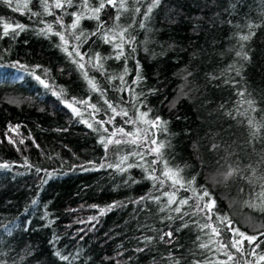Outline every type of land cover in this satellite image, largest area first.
<instances>
[{
    "label": "trees",
    "instance_id": "1",
    "mask_svg": "<svg viewBox=\"0 0 264 264\" xmlns=\"http://www.w3.org/2000/svg\"><path fill=\"white\" fill-rule=\"evenodd\" d=\"M48 4L51 15L40 0H13L11 6L0 0V164L9 165L0 167V264H173L174 260L204 264L226 259L220 252L198 248L197 235L207 237L194 225L175 232L181 221L163 219L165 213L158 212L154 203H135L140 197L160 194L142 168L120 172L106 166L137 149L109 145L105 152L99 141L106 134L93 130L99 127L95 121L111 115L110 109L105 113V99L118 111L126 109L133 119V104L143 103L140 111L151 109L149 120L159 116L166 121V132L155 131L157 143L165 144L161 152L169 167L183 169L180 175L185 180L195 176L193 188L205 185L216 199L214 211L227 214L235 227L248 235L264 231V211L245 204L264 183V0H160L143 21L144 28L139 27L144 9L133 19L132 0L119 21H114L117 9L111 6L100 11L99 21L87 18L98 0H88V7L84 0H73V6L65 8L52 7L54 0ZM72 13L81 14V19L70 31ZM57 18H62V26ZM100 22L104 28L114 23L127 27L125 36L135 38L131 45L124 44L119 59L113 44L100 38ZM4 23L23 25L24 30L17 29L15 35L10 30L5 36ZM249 23L258 27L243 41L240 37L249 34ZM49 24L53 32L64 34L68 52L78 45L79 52L86 53L85 70L106 90L103 96L91 90L83 71L73 63L79 58L58 46L63 43L59 37L41 34ZM81 31V40H74ZM238 51L249 59L237 56ZM96 53L103 71L90 63ZM127 86L135 89V95L117 91ZM240 89L243 98L237 96ZM240 99L252 100L255 111L247 103L238 105ZM73 100H87L100 111L93 118L91 107L73 103L81 112L77 116L66 106ZM237 109L243 115H236ZM249 119L260 128L259 139L251 143ZM121 125V117L116 116L105 127L114 131ZM123 127L127 132L132 125ZM10 138L15 143H9ZM213 144L219 147L212 150ZM144 151L146 161L156 159ZM134 161L140 162L130 156L128 163ZM229 165L239 174L225 182ZM248 165L256 169L251 184L241 178L250 175ZM155 167L159 176L163 165ZM213 178L219 182L213 183ZM190 194L181 190L178 196ZM170 229L172 243L168 237L160 240ZM229 236L223 234L225 242ZM145 237H152L151 242ZM250 251L244 241L243 254L235 253L231 264H254L264 254V244L256 249L257 257L249 256Z\"/></svg>",
    "mask_w": 264,
    "mask_h": 264
},
{
    "label": "snow or ice",
    "instance_id": "2",
    "mask_svg": "<svg viewBox=\"0 0 264 264\" xmlns=\"http://www.w3.org/2000/svg\"><path fill=\"white\" fill-rule=\"evenodd\" d=\"M3 2L11 6L13 0H3ZM40 3L44 7L45 11H47L48 14L51 15L52 12L48 4V0H40ZM159 3L160 0H147V3H145V0H132L133 6L131 12L133 15V19L136 15H139L141 13V8L144 9L143 15L141 16V23L139 24L140 28L145 27L143 21H146L149 18L153 8L157 7ZM65 5H67V7H72L73 0H64V2H62V0H54V4L52 5V7L65 8ZM84 6L88 7V0H84ZM107 6H111L117 9V15L114 17V21H119L121 11H128V0H119V2H117V0H98V6L89 9L91 15H89L87 18L96 19L99 21L100 11ZM15 10H18V8ZM33 14L35 15L36 13ZM72 15L74 16V20L73 23L69 26L70 31L77 28L81 19V14L72 13ZM56 23L61 24L62 26V18H57ZM2 27L3 35L5 36L9 35L10 30L14 35L18 34L17 29L21 31L24 30V26L19 24L13 26L4 23ZM129 27H131V25H129ZM247 27L249 29V34L242 35L240 37V39L243 41H247L250 38V35L255 34L251 31V29L253 27H258V25L249 23ZM52 28L53 26L49 24L46 29L41 30V34H54L58 36L60 41L63 42L58 46L62 47V49L67 52L69 56L75 55L79 58L78 60L74 59L73 63H77L78 67L83 71V76L87 80L91 90L94 92H98L101 94V96H103L104 91L106 90L102 91L98 87L94 78L88 77L87 70H85V64L83 61L84 55H86V53L81 54L78 50V45L74 48L73 52H68V49L66 47V45L68 44V40L65 39L64 34H62L61 32H53ZM97 29L103 42L107 44H113V47L118 50L116 59H119L120 56L124 55V44L127 43L131 45L135 39L134 37L125 36V33L128 31L127 27H121L120 25L115 23L111 28H104V23L100 22L97 25ZM117 29L119 30L117 31ZM97 34V32H93L91 35ZM83 35V31H81L79 34L73 35L72 38L76 41H80L81 36ZM241 48H243V46H241ZM132 51H135V49L133 48ZM236 55L242 56V58L245 60L249 59L247 53L242 54V51H238ZM16 63L19 67H25L23 65H19V62ZM90 63L93 67L99 69L100 71L104 70L102 58L99 53L94 54V57H90ZM125 74H127V69H125ZM237 75H239V72H237ZM34 78L45 88L49 87V85L39 76H35ZM109 79H116V77H110ZM118 79H120L121 83H124L123 76L118 77ZM139 79V74H137L136 80ZM136 80L133 81V84L136 83ZM117 91H128L130 92V94L135 95V89L131 86H127L126 88H118ZM53 94L58 96L60 95L56 92H53ZM244 95L245 92L243 89L237 91L238 97L243 98ZM9 102L17 105L20 103V101L18 100H11ZM73 103H80L85 106L91 107L93 111L90 112L89 115L93 118L95 117L96 113L100 111V109L96 108L94 104L89 105V102L87 100H73L72 103L66 102V106L69 107L77 116H80L81 112L76 107H73ZM104 103L107 105L105 113L107 114L108 110L110 109L111 115L105 120L95 121V123L99 125V127L94 128L93 130L100 131L102 129L103 133L106 134L101 135L99 141L104 146L105 152L107 153L109 145L119 146L121 144H129L135 146V148L137 149L135 151H130L128 155L121 156L119 163H116L114 165L107 164L106 166L109 168H115L120 172H124L128 168L140 167L147 174L145 176V179L153 181V189L160 193L159 195L149 194L140 197L138 201H135V203H140L141 201L154 203L158 206V212L165 213V217L163 219H167L168 221H181L182 223L174 230L175 232H179L182 228H188L190 224L194 225L199 229L200 232L204 234L205 237H207V239H201V237L197 235L196 239L200 241L198 244V248L205 251L220 252L224 257H226V259L222 261L208 260L205 261L204 264H231V262L235 259V253L243 254L244 241L248 242V246L251 249L248 255L251 257H257L258 254L256 249L260 248L261 244H264V240L260 239V237L264 236V231L256 230L258 234L248 235L247 233L241 231L239 227H235L233 221L227 214L222 215L218 210L214 211L217 206L216 199L212 195V193L209 192L205 185H200L198 189L193 188L196 179L195 176H193L191 179L185 180L180 175L183 169L169 167L168 161L163 159L161 150L165 147V144L163 141L157 143V132L155 130L159 129L160 131L166 132L167 129L166 127H164V125H166L167 122L162 121L159 116L153 117L151 120H149L148 116L151 112V109H147L143 112L140 111L142 107H145L143 103L133 104V107L135 108V119L129 117L128 111L124 108H120L118 111V106H114L113 103L109 102L107 99L104 100ZM244 103H247L248 107L252 108V110L255 111V109L253 108L252 100L249 99L245 101L244 99H240L237 101L238 105H243ZM228 115L232 116V118L235 119V115H233V113L229 112ZM236 115H243V113L239 112V109H237ZM116 116L121 117L123 125H132L131 130L126 132L123 125H121L119 127H116L114 131H109V128L105 127V125L112 124L115 121ZM81 122L86 123L89 128H93V125L91 123H88V121L82 120ZM140 124H144L146 125V127L141 128ZM248 125L251 129V139L249 141L251 143L252 140L259 139L258 134L260 132V128L259 126L253 125V122L250 119L248 120ZM149 133H151V135H149ZM20 142L23 143V140H21ZM9 143H15V141L11 140L10 138ZM168 147H171V145L169 144ZM218 147L219 145L213 144L211 146V149L215 150ZM144 150H146L147 154L149 155H155L156 159L146 161ZM130 156L138 157L140 162L134 161L132 163H128ZM157 163H161L163 165V168L160 169L159 176L156 175L157 168L155 167V165ZM0 167L8 168L9 165L0 164ZM100 167H105V165L101 164ZM247 167L251 169L250 175L248 177L241 176V178L246 179V182L251 184L253 182L252 178L256 177V169L252 168L251 165H248ZM36 171L39 173L41 170L37 169ZM237 174H239V169L232 168L231 165H229L228 171L223 174V180L226 182L232 176ZM257 179L259 180L261 178L257 177ZM218 182L219 181H216L215 178H213V183ZM165 186H167V190H165ZM181 190L190 192L191 194L184 197H179L178 193ZM241 192H243V188L241 189ZM190 201L192 202L191 204H189ZM245 204L254 210L264 211V183L260 184V191L256 194L255 198L252 200H246ZM186 206L188 207L187 211L185 210ZM214 216L215 220H213ZM185 217H187L188 219L185 220ZM197 217H199V219H196ZM201 220H203V223L200 222ZM225 232L230 233L227 242H225V240L223 239V234ZM165 237H168V243H172L174 239L173 230L170 229L167 232H163L159 236V239L164 240ZM145 240L151 242L152 237H145ZM258 240L259 243H257ZM253 245H255V247H252ZM233 250L235 251L233 252ZM138 251H143V249H138ZM57 255H59V253H57ZM61 259L66 260L67 257H61ZM260 262H264V254L258 255V260H255L254 264H260ZM173 264H180V261L174 260ZM195 264H202V262L196 261ZM248 264H253V262H248Z\"/></svg>",
    "mask_w": 264,
    "mask_h": 264
}]
</instances>
